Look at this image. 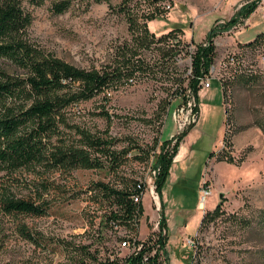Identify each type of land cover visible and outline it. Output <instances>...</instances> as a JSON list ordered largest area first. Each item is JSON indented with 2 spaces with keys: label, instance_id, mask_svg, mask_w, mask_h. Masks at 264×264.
Wrapping results in <instances>:
<instances>
[{
  "label": "rangeland",
  "instance_id": "rangeland-1",
  "mask_svg": "<svg viewBox=\"0 0 264 264\" xmlns=\"http://www.w3.org/2000/svg\"><path fill=\"white\" fill-rule=\"evenodd\" d=\"M59 1L24 0L32 16L30 41L42 54L85 69L109 65L116 47L130 42L133 33L128 27L134 21L145 22L155 36L173 28L180 30L172 34L170 43L141 51V58L151 66L146 75L107 87L64 109L69 138H77L75 130L79 127L112 138L114 150L130 147L123 162L114 168L105 164L54 174L58 186L49 192L46 214L0 213V264H77V248L97 233L102 239L92 250L97 247L102 258L108 254L111 258L123 257L127 249L118 246V234L101 225L107 208L95 183L120 188L130 184V179L142 178L163 142L170 152L176 136L190 126L181 142L185 149L171 163L159 194L160 213L166 219L169 263L264 264V34L253 42L238 41L236 31L242 30V23H238L214 37L212 64L218 67L233 50L238 52V64L226 70L219 68L222 78L213 77L209 88L198 91V118L178 131L171 112L191 98L186 94L191 54L212 26L221 27L225 19L222 22L219 16L227 17V2L207 12L220 0H129V11H122L124 0H69L64 11L54 12L53 3ZM166 3L171 5L169 9L163 7ZM253 16L255 23L244 26L250 33L264 29L259 14ZM171 42H177L173 50L169 49ZM159 47L167 53L164 57ZM177 78H183L185 94L176 93ZM220 156H229L233 163ZM26 176L27 180L31 178ZM202 180L212 192L205 200V212L209 213L201 224L204 211L198 207V194ZM15 191L17 195H28L27 182ZM143 203L152 217L148 194ZM149 216L146 220L150 228ZM20 224L39 243L23 237ZM138 232L140 238L147 234L143 219ZM195 233L200 242L193 255L182 239Z\"/></svg>",
  "mask_w": 264,
  "mask_h": 264
},
{
  "label": "trees",
  "instance_id": "trees-1",
  "mask_svg": "<svg viewBox=\"0 0 264 264\" xmlns=\"http://www.w3.org/2000/svg\"><path fill=\"white\" fill-rule=\"evenodd\" d=\"M31 1L38 3L41 0ZM258 1L243 3L221 27L215 29L212 26L205 40L195 45L186 87L190 89L197 111V95L201 89L199 77L207 73L213 63L214 37L242 23L255 10ZM23 2L24 0H0V172L3 173L0 177V213L10 216H41L48 212L50 190L58 186L55 178H52L54 174H68L76 168L104 167L105 164L114 168L123 162V156L130 147L114 150L112 138L79 127L75 130L77 138H69L64 109L74 102L101 93L107 87H117L122 81L132 80L140 74L146 75L151 66L141 58V51L158 43H170L172 34L180 29L173 28L155 36L148 31L145 22L134 21L128 27L133 33L130 42L125 41L116 47L109 65L85 69L44 55L31 43L28 30L32 16ZM128 2L129 0L123 1L120 6L122 11H129L126 6ZM68 5L69 0H61L53 3L52 9L54 12H62ZM262 34L264 33H259L250 42ZM171 43L169 49L173 50L177 47V42ZM157 49L160 50L161 57L167 54L162 47ZM175 80L179 81L176 93L185 94L186 87L181 86L183 78ZM222 85V89H225L224 82ZM183 99L186 97L183 96ZM190 127L176 136L170 152L164 149L163 142L157 157L152 160L151 164L159 168L155 180L159 194L179 144ZM135 157L139 158V155L135 154ZM220 159L233 163L229 156H220ZM26 175L31 178L27 180ZM128 181L131 183H124L120 188L110 187L104 182H96L94 185L107 208L101 225L108 227L114 234L116 232L112 228V222L126 229L134 228L132 219L137 204L130 195L137 179ZM24 182H27L29 188L28 195H17L15 190ZM45 194L48 198L44 197ZM218 209L219 205L214 210ZM205 211L201 224L209 213ZM161 223L166 225L164 215ZM18 229L23 237L38 242L23 224ZM153 236L149 235L141 241L140 248L131 254L123 257L114 255L113 258L110 256L112 254H108L102 258L97 247L91 249L102 239V235L97 233L90 242L77 248L80 256L76 263L120 264L122 260L126 264H162L166 260L169 264L165 249L166 237L163 241L158 234ZM121 239L122 236L118 235L117 241ZM160 249L162 258L158 254Z\"/></svg>",
  "mask_w": 264,
  "mask_h": 264
},
{
  "label": "built area",
  "instance_id": "built-area-1",
  "mask_svg": "<svg viewBox=\"0 0 264 264\" xmlns=\"http://www.w3.org/2000/svg\"><path fill=\"white\" fill-rule=\"evenodd\" d=\"M163 7L169 9L171 5L169 3H166L164 4ZM260 19L261 22L264 23V3L260 4ZM221 21L223 22V20ZM203 45L205 46L206 43H203ZM237 53L238 52H236L235 50H233L232 52H228V54L225 56V61H221L218 67L215 66L214 64H211L208 72L204 73L202 76L199 77V85L201 89L208 88L210 86V82L213 77L217 79L222 78L221 75L218 73L219 68L222 67V69L226 70L228 68L236 66L238 64V60L236 58ZM186 94L187 96L191 94L189 89H187ZM190 96H191L190 99L183 101L182 104L175 107L171 112L172 119L175 122L178 131H181L188 124L193 125V123H195L198 118V111L194 108L196 106L195 100L192 94ZM158 172H159V168L157 166L148 165V168L144 173L143 177L137 179L133 191L130 195L133 202L137 204V209L132 219V222L134 223V228L126 229L122 225H118L114 222L111 223L112 228L115 230V232L118 235L122 236V239L118 241V246L120 248H126L127 249L126 254H131L132 252L137 251L141 246V241H143L149 235L153 236V234H158L159 239L163 241L166 236V225L164 226L161 223L162 215L164 214L160 213L161 210L160 209L161 204L159 201L160 197H159V192L156 188V182L154 180L156 179ZM210 193H211V186L206 184L205 180H202L200 182V189L198 194L199 196L198 205L200 207L204 206L207 195H209ZM147 194L150 197L149 207L153 211L152 217H150L149 214L144 209L145 206L143 203V198ZM201 209L205 211V208H201ZM147 216H149V221L151 222L152 225L150 226V228L148 227L147 224V220H146ZM141 219L145 220V224L147 228V234L144 238H140L139 235L137 234L139 233L138 230ZM199 240H200L199 234L195 233L194 235L186 236L184 239H182V242L184 246H186L187 249H189L194 255L196 253L198 244L200 242ZM153 252L154 251H152V254ZM158 254L161 255V258L163 257L162 249L159 250ZM120 264H126V263L122 262L121 260ZM162 264H168V262L166 260H163Z\"/></svg>",
  "mask_w": 264,
  "mask_h": 264
},
{
  "label": "crops",
  "instance_id": "crops-1",
  "mask_svg": "<svg viewBox=\"0 0 264 264\" xmlns=\"http://www.w3.org/2000/svg\"><path fill=\"white\" fill-rule=\"evenodd\" d=\"M246 1H248V0H234V1H232V0H220L219 1V3L217 4H214V7H209V9H208V11L207 12H214L215 10H217V9H219L220 7H221V5H222V3H224V2H227V7H228V15H227V17L226 18H224L223 16H219L220 17V19L219 20H228L233 14H234V12L243 4V3H245ZM261 3H264V0H259L258 1V4H257V7L255 8V10L247 17V18H245L244 20H243V22H242V30H238V31H236L237 32V38L239 39L238 41H242L241 39H244L245 41L244 42H250V41H252V40H254V38L259 34V33H264V29L263 30H261V29H255V31L253 32V33H250V32H248V31H246L245 30V28H244V26H247V25H251V24H254L255 23V21L253 20V13H255V12H257L258 14H259V16H260V4ZM218 17V18H219ZM261 20V19H260ZM263 23V22H262ZM264 24V23H263ZM256 26H258V25H256ZM235 32V31H234ZM156 35H159V34H156ZM241 36H243V37H241ZM183 37H185L184 36V34H183ZM232 38V40H234V38L233 37H231ZM185 40H188V39H186L185 38ZM210 87V86H209ZM208 87V88H209ZM202 89H206V88H202ZM201 89V90H202ZM173 110V109H172ZM199 110V109H198ZM182 142V141H181ZM181 142H180V144H179V147H178V150H177V152H176V154H175V156L173 157V160H172V163H173V161H176V160H178V158L179 157H181V154L183 153V151H181V150H184L185 148H184V146L181 144ZM211 192H212V190H211ZM198 207L200 208V206L198 205ZM205 208V207H204ZM205 210H207V209H205ZM202 216H203V214H202ZM200 223V222H199ZM199 225V224H198Z\"/></svg>",
  "mask_w": 264,
  "mask_h": 264
},
{
  "label": "water",
  "instance_id": "water-1",
  "mask_svg": "<svg viewBox=\"0 0 264 264\" xmlns=\"http://www.w3.org/2000/svg\"><path fill=\"white\" fill-rule=\"evenodd\" d=\"M153 2L157 1V0H152Z\"/></svg>",
  "mask_w": 264,
  "mask_h": 264
},
{
  "label": "bare ground",
  "instance_id": "bare-ground-1",
  "mask_svg": "<svg viewBox=\"0 0 264 264\" xmlns=\"http://www.w3.org/2000/svg\"><path fill=\"white\" fill-rule=\"evenodd\" d=\"M151 165V164H150ZM202 208H204V206H202Z\"/></svg>",
  "mask_w": 264,
  "mask_h": 264
}]
</instances>
